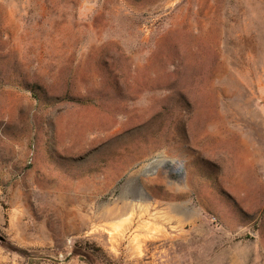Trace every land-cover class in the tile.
I'll return each mask as SVG.
<instances>
[{
	"label": "rangeland",
	"instance_id": "374dc122",
	"mask_svg": "<svg viewBox=\"0 0 264 264\" xmlns=\"http://www.w3.org/2000/svg\"><path fill=\"white\" fill-rule=\"evenodd\" d=\"M0 236L264 264V0H0Z\"/></svg>",
	"mask_w": 264,
	"mask_h": 264
},
{
	"label": "trees",
	"instance_id": "16d2710c",
	"mask_svg": "<svg viewBox=\"0 0 264 264\" xmlns=\"http://www.w3.org/2000/svg\"><path fill=\"white\" fill-rule=\"evenodd\" d=\"M4 241V239H3ZM5 242V241H4ZM3 242V243H4ZM75 249L79 250L78 252V255L77 256H84L85 254L87 255H92V251H90V248L87 246V247H75ZM10 252L12 254H16V255H21L23 259H28V260H35L36 258H34V256H29L28 254H30L29 252H25V251H21L20 249H16V248H11ZM96 253H99L100 250L99 249H96L95 250ZM33 254V253H32ZM82 254V255H81Z\"/></svg>",
	"mask_w": 264,
	"mask_h": 264
},
{
	"label": "water",
	"instance_id": "95a60500",
	"mask_svg": "<svg viewBox=\"0 0 264 264\" xmlns=\"http://www.w3.org/2000/svg\"><path fill=\"white\" fill-rule=\"evenodd\" d=\"M3 241V238L0 236V242H2Z\"/></svg>",
	"mask_w": 264,
	"mask_h": 264
}]
</instances>
